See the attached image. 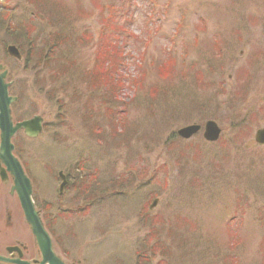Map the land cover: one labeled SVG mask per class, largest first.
Listing matches in <instances>:
<instances>
[{"label": "rangeland", "instance_id": "374dc122", "mask_svg": "<svg viewBox=\"0 0 264 264\" xmlns=\"http://www.w3.org/2000/svg\"><path fill=\"white\" fill-rule=\"evenodd\" d=\"M0 60L47 120L22 147L73 263L264 264V0H0Z\"/></svg>", "mask_w": 264, "mask_h": 264}, {"label": "flooded vegetation", "instance_id": "af4514ba", "mask_svg": "<svg viewBox=\"0 0 264 264\" xmlns=\"http://www.w3.org/2000/svg\"><path fill=\"white\" fill-rule=\"evenodd\" d=\"M18 51L20 55L19 57H16L11 55L8 51V47H6V55L9 59H12L18 63H22V62L24 63L26 62V64L29 63L30 60L29 53L28 54L25 53L21 48H18ZM5 86H7L6 88L7 96L16 99L15 102L10 104L13 126L28 121L35 116H39L44 120L42 124L43 132L37 138L28 137L25 134L24 130L22 129L18 130L12 138V144L14 146L13 155L21 164V167L23 168L27 177L31 181V184L34 185L33 177L29 173L30 169H28L27 164L25 163L28 153L24 152L22 146H24V143L27 144V142H36L42 137L48 125L47 120L43 115L39 113H33L32 116L28 118L17 116L19 112V106L22 101L21 94L15 91V87L19 86V83L13 78V72L11 71L10 67L2 60H0V91L2 89H5ZM65 178L69 183L70 182L69 176L65 174ZM14 187H15L14 176L12 175L8 166L4 162H0V197H2L3 199L4 198L8 199V201L12 200L11 202L14 201L16 206L18 205L20 208V211H16L14 213L8 212L6 214V220H5L6 223L4 224L5 232L4 230L0 229V256L9 259L11 263L8 264H12L15 261H22L28 263L31 262L33 264H38L42 259V255L39 249L36 247L33 236L28 226L25 223L24 215L21 210L20 204L18 202L19 200L17 196V191L14 190ZM14 215H16L15 218L13 217ZM42 217L47 227L46 217L44 212L42 213ZM49 231L53 238L54 247L57 254L61 256V258L65 260L67 264H76L73 263L71 259L67 256V254L63 251V248L59 243L58 237H56L50 229ZM2 232L5 233L4 236H2ZM26 234H28L29 237L27 241L22 237L25 236ZM4 239L7 240L8 242L2 244L3 243L2 240ZM0 264H4V263H0Z\"/></svg>", "mask_w": 264, "mask_h": 264}, {"label": "water", "instance_id": "95a60500", "mask_svg": "<svg viewBox=\"0 0 264 264\" xmlns=\"http://www.w3.org/2000/svg\"><path fill=\"white\" fill-rule=\"evenodd\" d=\"M9 53L13 56L19 57V52L15 47H9ZM7 86L0 91V162H4L10 169L15 179L14 190L17 191L22 210L25 215V221L29 224L30 229L35 237L39 249L44 255V261L40 264H63L59 258L52 252V242L45 230L40 212L36 210L32 200V187L29 179L25 176L18 160L12 155L13 146L11 138L14 133L23 128L26 135L30 137H37L42 130V118L35 116L33 119L13 126L10 104L15 102V98L7 96ZM199 126H190L179 131V135L184 138H190L199 131ZM220 130L213 122L206 125L205 138L214 141L219 137ZM257 141L264 143V129L257 133ZM64 180L61 185V190L65 187ZM5 261L0 257V262Z\"/></svg>", "mask_w": 264, "mask_h": 264}, {"label": "trees", "instance_id": "16d2710c", "mask_svg": "<svg viewBox=\"0 0 264 264\" xmlns=\"http://www.w3.org/2000/svg\"><path fill=\"white\" fill-rule=\"evenodd\" d=\"M47 59H48V58H47ZM47 59H46V60H47ZM92 71H94V70H92ZM95 75H96V74H95ZM115 75H116V74H114V76H115ZM103 80H104V82L106 81V79H103ZM106 90L109 91V92H111V93H113L112 91H110V90H108V89H106ZM105 92H106V91H105ZM105 94L108 95L109 93L106 92ZM108 104H109V103H107V102L105 103V105H108Z\"/></svg>", "mask_w": 264, "mask_h": 264}]
</instances>
